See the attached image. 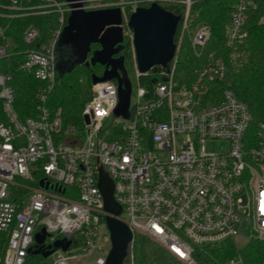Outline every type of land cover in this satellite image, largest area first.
Segmentation results:
<instances>
[{
    "label": "built area",
    "instance_id": "obj_1",
    "mask_svg": "<svg viewBox=\"0 0 264 264\" xmlns=\"http://www.w3.org/2000/svg\"><path fill=\"white\" fill-rule=\"evenodd\" d=\"M196 1L83 3L87 12L120 8L126 24L125 10L133 13L143 4L184 6L185 12L169 69L161 68V80L151 87L141 85L135 103L131 94L129 118L115 114L118 82L99 83L83 108L82 131L65 129L62 109L51 111L47 105L57 84V45L73 11L71 3L11 0L10 7L0 6V21L59 15L58 27L48 37L35 26L27 27L22 49L0 23V264H27L42 229L46 246L71 242L68 251L52 254L53 264H71L94 253L102 256L93 264H105L111 241L98 161L115 184L114 197L123 209L118 219L134 236L152 239L182 264H197V249L227 240L236 246L242 237L264 242V143L252 135L248 106L231 90L214 93L211 85L226 75L223 61L214 54L195 71L193 81L180 84L175 79L183 41L200 58L211 39L208 25L191 27ZM250 7L246 0L234 7L226 27L228 48L242 42ZM130 39L134 54L133 34ZM14 66L41 83L34 118L23 119L17 111ZM207 141L229 144L228 152L208 153ZM229 264L246 263L238 255Z\"/></svg>",
    "mask_w": 264,
    "mask_h": 264
},
{
    "label": "trees",
    "instance_id": "obj_2",
    "mask_svg": "<svg viewBox=\"0 0 264 264\" xmlns=\"http://www.w3.org/2000/svg\"><path fill=\"white\" fill-rule=\"evenodd\" d=\"M241 0H197L191 9L193 20L191 27L197 28L206 24L211 28L212 34L209 43L203 51V55L195 57L184 40L179 52V61L175 79L180 84L191 82L195 78V71L206 65L211 54L221 59L226 69V75L215 81L211 87L214 93L221 95L226 90H231L237 99L245 103L251 113V131L257 141L264 143V0H246L253 4L247 12L244 25L245 36L240 44L234 48H228L225 43L226 27L228 26L233 9ZM11 0H0V6L10 7ZM141 7H149L143 4ZM177 17H183L184 6L165 7ZM127 18L132 10H125ZM66 18V24L68 23ZM59 15L30 16L4 20L0 23L6 28L8 39L19 45L22 49L21 39L24 30L29 26H35L48 37L58 27ZM125 32H129L127 24ZM181 23L175 41L180 33ZM64 59L69 60V49H65ZM120 57L126 60L133 57L131 39L125 36L124 50ZM59 60V54H58ZM13 63V61H12ZM81 69L87 71V75L81 76L77 72ZM97 65L96 68L85 64L76 67L71 73L62 78L58 72L57 84L49 95L48 107L51 111L62 109V120L65 129L78 128L82 131V111L92 96V76H102L104 70ZM13 84L16 90V108L21 118H34L37 116V93L41 83L29 77L17 66L12 68ZM100 72V73H99ZM84 74V73H83ZM140 83L144 87H151L152 83L161 80V70H151L147 76H140ZM185 79V80H184ZM190 79V81H186ZM29 193H25L28 195ZM69 195V190L67 194ZM246 247L239 250L232 240L222 242L218 246L197 249L194 259L197 264H229V262L241 255L246 264H264V242L258 239L247 241ZM129 259L133 264H179L173 257L167 254L148 237L136 234L129 248ZM38 257L30 256L27 264H41L36 262ZM129 262V260H128ZM45 264V263H43Z\"/></svg>",
    "mask_w": 264,
    "mask_h": 264
},
{
    "label": "water",
    "instance_id": "obj_3",
    "mask_svg": "<svg viewBox=\"0 0 264 264\" xmlns=\"http://www.w3.org/2000/svg\"><path fill=\"white\" fill-rule=\"evenodd\" d=\"M71 3V12L67 26L64 28L57 45L59 60L57 71L62 78L71 73L76 67L86 65L105 67L103 75L92 76V84L108 81L118 82L119 106L116 116L129 118L131 102V87L126 82L123 57L115 58L124 50V17L120 8H109L95 11H85L83 3L86 0H64ZM181 17L168 12L157 4L150 7H140L131 14L127 22L128 29L133 34L135 60L139 76H144L154 69H169V64L176 54L175 37ZM99 44L101 50L93 53L91 61H87L91 46ZM69 49V60L64 59L65 49ZM86 123H89L86 117ZM99 169V191L104 200V209L108 214L105 219L109 232L111 248L105 264H125L129 256V248L134 241L131 227L120 221L123 209L114 197V183L103 171L102 165L97 162ZM46 229L36 235V246L29 250L32 256L49 258L56 251H68L71 242L58 240L52 245H45Z\"/></svg>",
    "mask_w": 264,
    "mask_h": 264
},
{
    "label": "rangeland",
    "instance_id": "obj_4",
    "mask_svg": "<svg viewBox=\"0 0 264 264\" xmlns=\"http://www.w3.org/2000/svg\"><path fill=\"white\" fill-rule=\"evenodd\" d=\"M130 35H131V32L130 31L125 33V36H127V37H130ZM96 70L97 71H100L101 69L98 68ZM124 70H125L126 82L131 87V91H132V94H133L132 102L135 103L136 102V97L135 96L137 95L138 89L141 87V83H140V79H139V70L137 68V63H136V60H135L134 56L131 59H128V60L125 61ZM85 73H87V71H85L84 69H81V68L77 72V74H79V75L81 74L82 77L85 76V75H87ZM186 81L188 82V81H190V79H187ZM206 143H207L206 144V150H207L208 153H213V154H226L228 152V145L229 144H227L225 142H222L221 143L220 141H207ZM17 180H18V183H23L24 184V181H22L21 179H17ZM28 185L29 186H35L34 184H28ZM105 233H106V229L104 227H102V229H101V234H102L101 237L102 238H103V236H104ZM153 242L156 243L155 241H153ZM246 243H247V241H246L245 238H243V237L242 238H239L237 240V247H238V249L241 250L244 247H246L245 246ZM157 245L160 247L159 244H157ZM100 256H102V255H100L98 253H94L93 255L89 256L88 258H86L84 260H81V261H72L71 264H83V263L93 264V263H95V260L98 257H100ZM36 257H38V259H36V262H39V263L42 262L41 264H43V263H45V264H53L54 261H55V259H56V255H51L47 259H45V258H43L41 256H36ZM128 260H129V262H128ZM177 262L179 264H182L179 261H177ZM125 264H133L132 259L131 258L129 259V257H128V259L126 260Z\"/></svg>",
    "mask_w": 264,
    "mask_h": 264
},
{
    "label": "flooded vegetation",
    "instance_id": "obj_5",
    "mask_svg": "<svg viewBox=\"0 0 264 264\" xmlns=\"http://www.w3.org/2000/svg\"><path fill=\"white\" fill-rule=\"evenodd\" d=\"M123 27H124V35H125V25H123ZM129 30V29H128ZM130 31V30H129ZM131 32V31H130ZM131 34H132V32H131ZM102 48H101V46L99 45V44H93L92 46H91V52L92 53H90L89 54V56H88V59H87V61H91V59L93 58V53L95 52V51H99V50H101ZM118 57H120V55L119 56H115V58H118ZM100 66V65H99ZM97 66H95L94 68H96ZM100 68L101 69H103V70H105V67H102V66H100Z\"/></svg>",
    "mask_w": 264,
    "mask_h": 264
}]
</instances>
